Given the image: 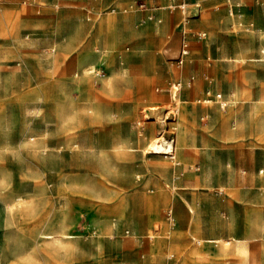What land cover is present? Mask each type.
Masks as SVG:
<instances>
[{
  "label": "rangeland",
  "instance_id": "obj_1",
  "mask_svg": "<svg viewBox=\"0 0 264 264\" xmlns=\"http://www.w3.org/2000/svg\"><path fill=\"white\" fill-rule=\"evenodd\" d=\"M95 1L0 0V264H146L138 202L149 190L141 188L147 159L176 160L174 150L165 151L181 116L178 100L186 127L204 128V142L217 113L238 115L240 174L249 131L264 133V0H183L179 35L147 31L146 20L158 23L146 15L144 0L101 6V14L125 16L111 46L94 40ZM182 23L188 54L177 65ZM175 81L182 84L176 101ZM149 105L155 109L146 111ZM158 137L161 152L147 153ZM212 156L208 148L193 170L211 176ZM256 157L264 171V151ZM114 188L132 208L101 248L93 226L102 190L109 199ZM73 202L87 212L74 215ZM88 223L90 234L70 231ZM48 232L52 238L42 236Z\"/></svg>",
  "mask_w": 264,
  "mask_h": 264
},
{
  "label": "crops",
  "instance_id": "obj_2",
  "mask_svg": "<svg viewBox=\"0 0 264 264\" xmlns=\"http://www.w3.org/2000/svg\"><path fill=\"white\" fill-rule=\"evenodd\" d=\"M135 2L99 0L90 3L92 11L89 13L96 44L102 42V46H111V36L121 29V19L125 17L113 12L101 14V6L122 7ZM182 3L183 11L179 8ZM143 4L148 6L146 15L151 16L149 19L158 23L155 25L152 22L156 26L152 27L151 21L146 20L147 31L154 28L159 35H164L168 30L180 34V12L184 13L186 9L183 0H144ZM170 5H174L173 8ZM79 7L87 6L80 4ZM128 16L127 22H131L133 16L141 18L143 13ZM183 27L182 23V44L186 42ZM101 34L102 39L98 41ZM107 35L110 36L107 38ZM86 44L91 46V39ZM176 64L180 65L177 60ZM177 82L180 81L172 84ZM181 87L182 84L179 89ZM180 109L181 116L172 143L175 151L173 158L176 157V160L169 161L167 156H152L146 162L147 176L141 188L147 187L149 190L145 199L138 202L145 217L143 230L148 234L145 245L141 247L146 264H264V171L259 166L261 159L256 157L257 152L264 151V133L249 131L248 165L246 169L243 165L244 170L240 174L235 171V165L240 169L245 146L241 140L243 134L239 128L238 115L231 116L228 109L224 110L228 112V117H224V111L217 113L214 116V128L207 130L208 140L204 142L200 139L204 128H187L188 113L184 106H180ZM208 148L213 155L211 176L193 170L196 161L203 164V154L208 152ZM75 192L79 193L72 191ZM118 192V188H114V194L106 199V193L102 190V196L106 198H102V207L97 214L99 220L93 226L102 242L99 243L101 248V244L107 240L108 232L123 229L121 217L126 218L125 211L129 206L132 208L131 202L129 204V200ZM76 204H71L74 215H84L87 205L80 207ZM114 216L117 223L113 228L102 225L103 221ZM91 227L90 223L73 225L70 231L85 235L91 233ZM130 237L138 241L136 234ZM87 258L90 259V255Z\"/></svg>",
  "mask_w": 264,
  "mask_h": 264
},
{
  "label": "bare ground",
  "instance_id": "obj_3",
  "mask_svg": "<svg viewBox=\"0 0 264 264\" xmlns=\"http://www.w3.org/2000/svg\"><path fill=\"white\" fill-rule=\"evenodd\" d=\"M61 55H62V53H60ZM61 57V56H60ZM91 80V79H90ZM87 81H88V79H87ZM176 92H173V95H171L172 96V99L174 100V101H176V100H178L176 97H175V94ZM175 108H176V111H178V110H180V103H179V100H178V102L176 101L175 102ZM155 109V107L154 106H152V105H149V107L146 109V111H150V110H154ZM159 138L160 137H158V138H155L154 140H152L151 142H149L148 144H147V146L145 147V149H146V152L147 153H160L161 152V149H162V146H161V143L159 142ZM173 145V144H172ZM172 145L170 144L169 146H168V149H167V151H165V152H172V150H173V148H172ZM42 236L44 237V238H52L53 237V234L52 233H50V232H48V233H42ZM67 236H70V235H68L67 234Z\"/></svg>",
  "mask_w": 264,
  "mask_h": 264
},
{
  "label": "built area",
  "instance_id": "obj_4",
  "mask_svg": "<svg viewBox=\"0 0 264 264\" xmlns=\"http://www.w3.org/2000/svg\"><path fill=\"white\" fill-rule=\"evenodd\" d=\"M179 6L181 7V8H183V4H179ZM53 50V49H52ZM187 54V48H186V45H185V43L181 46V48H180V52H179V56L177 57V63L178 64H180V63H182V61H183V57L185 56ZM180 86H181V83L180 82H177V83H174L173 85H172V89H173V92H176L179 88H180ZM219 96V95H218ZM169 154V153H168ZM171 155V154H170Z\"/></svg>",
  "mask_w": 264,
  "mask_h": 264
}]
</instances>
